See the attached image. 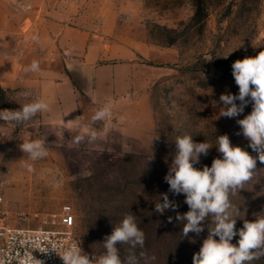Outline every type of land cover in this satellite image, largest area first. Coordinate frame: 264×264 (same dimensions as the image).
Here are the masks:
<instances>
[{
  "label": "rangeland",
  "instance_id": "1",
  "mask_svg": "<svg viewBox=\"0 0 264 264\" xmlns=\"http://www.w3.org/2000/svg\"><path fill=\"white\" fill-rule=\"evenodd\" d=\"M0 1L5 11L19 18L32 14L37 0ZM199 1L207 13L195 17ZM87 10L89 28L112 50L109 57L136 65L131 97L140 113L112 115L106 133L104 122L91 121L90 128L107 138L103 148L99 138L86 147L47 142L48 155L37 161H30L19 145L41 139L39 130L25 131L21 139L18 126L5 127L10 121L0 120V137L7 146V210L12 218L31 215V225L36 226L70 205L76 234L89 252L99 255L104 238L132 214L145 234L143 248L134 249L139 264H193L211 220L199 236L184 237V222L175 217L189 208L183 194L169 191L164 177L177 151L178 136L191 135L195 142L212 146L194 165L199 169L220 158L217 136L224 134L234 146L257 155L243 135H237L241 132L237 120L250 114L251 102L242 114L228 118L221 116L220 96L239 92L233 62L264 51V0H99ZM163 193L178 205L175 211L155 212ZM230 199L240 210L236 229L243 227L244 219L254 220V213L264 214V164L257 161L254 178ZM238 239L234 237L232 243ZM118 247L122 258L132 251L128 245ZM253 264H264V258Z\"/></svg>",
  "mask_w": 264,
  "mask_h": 264
},
{
  "label": "clouds",
  "instance_id": "2",
  "mask_svg": "<svg viewBox=\"0 0 264 264\" xmlns=\"http://www.w3.org/2000/svg\"><path fill=\"white\" fill-rule=\"evenodd\" d=\"M231 67L239 92L221 94L220 102L224 107L221 116L235 118L251 102L250 114L237 120L241 129L237 135L242 134L257 155L254 157L241 146H234L229 136L224 134L217 136L216 149L221 154L220 158H214L210 167L205 165L199 169L194 165L200 163L202 155H208L212 146L207 142H195L191 135L178 136L175 140L177 151L168 174L164 177L170 192L185 196L184 202L189 210L183 214L177 212L175 217L184 222V237H188L189 233L199 236L205 230V222L211 220L207 238L192 257L193 264H253L264 258V214L254 213V220L244 219L243 227L236 229L240 210L230 199V196L243 190L244 185L254 178L257 161L264 164V51L254 57L238 59ZM24 71L39 72V61L33 60ZM48 108L46 102L36 99L17 110H0V120L25 123ZM91 121L93 124L104 122L103 131L106 133L112 123L111 107L105 105L95 111ZM85 132L89 142L101 136L100 132L88 126H85ZM84 139V135H77L75 142L79 144ZM19 149L27 154L30 161H37L48 155L44 139L23 141ZM27 170L33 171L31 165H27ZM160 197V201L155 204V212L163 214L165 210L177 209L178 205L169 199L167 193ZM172 219L169 217V222ZM237 236L239 239L233 244L232 240ZM144 242L145 234L139 228L135 215L128 214L104 238L103 251L98 258L86 253L80 246L81 243L61 251L50 249L45 252L54 251L63 264H139L134 249L137 246L143 248ZM118 245H128L132 251L122 258ZM23 264H43V261L29 253L25 255Z\"/></svg>",
  "mask_w": 264,
  "mask_h": 264
},
{
  "label": "crops",
  "instance_id": "3",
  "mask_svg": "<svg viewBox=\"0 0 264 264\" xmlns=\"http://www.w3.org/2000/svg\"><path fill=\"white\" fill-rule=\"evenodd\" d=\"M94 2L99 0H37L32 14L16 18L0 1V86L9 92L12 110L36 99L49 106L28 122L6 123L5 127H19L21 139L25 131L37 129L45 143L86 147L85 126L90 128L95 111L108 105L112 115L140 113L131 97L136 65L109 57L112 50L99 33L91 31L87 6ZM62 3L66 6L56 7ZM33 60L39 61L40 71L25 72ZM100 133L99 148H103L107 138ZM77 135L85 136L79 144ZM6 147L0 137V207L7 209Z\"/></svg>",
  "mask_w": 264,
  "mask_h": 264
},
{
  "label": "built area",
  "instance_id": "4",
  "mask_svg": "<svg viewBox=\"0 0 264 264\" xmlns=\"http://www.w3.org/2000/svg\"><path fill=\"white\" fill-rule=\"evenodd\" d=\"M31 220V215L26 213L12 218L6 208L0 207V264H23L25 255L29 253L43 264H63L54 251H45H61L80 243L86 253L97 258L100 256L89 252L76 234L75 215L70 205H64L58 214L50 215V219H43L36 226L31 225Z\"/></svg>",
  "mask_w": 264,
  "mask_h": 264
},
{
  "label": "trees",
  "instance_id": "5",
  "mask_svg": "<svg viewBox=\"0 0 264 264\" xmlns=\"http://www.w3.org/2000/svg\"><path fill=\"white\" fill-rule=\"evenodd\" d=\"M196 7L197 8L195 12V17H198L201 14L205 15L207 13V8L202 1H199ZM216 66L217 68H220V65H216ZM4 109L12 110L11 105H10L9 92L0 86V110H4ZM12 123H15V122H12Z\"/></svg>",
  "mask_w": 264,
  "mask_h": 264
}]
</instances>
